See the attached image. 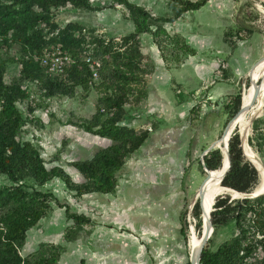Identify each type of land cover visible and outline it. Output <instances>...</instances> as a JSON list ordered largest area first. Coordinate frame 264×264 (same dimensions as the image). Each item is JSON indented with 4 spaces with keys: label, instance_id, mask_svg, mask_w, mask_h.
Returning <instances> with one entry per match:
<instances>
[{
    "label": "trees",
    "instance_id": "16d2710c",
    "mask_svg": "<svg viewBox=\"0 0 264 264\" xmlns=\"http://www.w3.org/2000/svg\"><path fill=\"white\" fill-rule=\"evenodd\" d=\"M110 1L105 7H98L93 5V0H0V48L16 44L22 53L21 59L16 62L19 71L10 82L6 80L8 63L0 59V176L9 182V185L0 188V264H36L23 258L20 249L28 230L51 214L53 204L65 208L67 217L74 220L75 225L91 222L89 217L73 212L68 200L62 201L45 187L52 180L63 182L66 190L77 198L92 193L110 194L118 189L120 171L150 135L148 131L136 134L131 127L121 123L129 100V85L131 81L138 80L135 71L149 76L154 68L153 64L151 69L140 67L143 59L151 61L142 52L140 35L146 33L152 36L169 67H178L185 58L196 54L185 38L178 33L171 34L166 24L175 23L186 13L199 10L209 0H169L173 9L170 16L154 15L150 9L130 0ZM116 4L126 7L129 12L126 18L135 25L134 31L122 39L120 46L124 44V50L115 49L117 46L113 45L112 40L106 43L103 38L87 42L81 29L73 23L61 28L60 41L50 36V32L58 26L53 21L58 12H97L115 8ZM250 4L247 6L250 7ZM123 15L126 16L125 12ZM237 27L246 33V36L240 33L236 35L237 40H245L255 31L243 24ZM234 36L231 30L226 34V39ZM56 44H60L74 61L62 74L51 76L42 68L39 57ZM230 45L234 49L235 41ZM33 56L38 59L34 57L33 60ZM86 56L101 60L98 80L93 79L91 70L84 62ZM78 88L86 92L97 91L96 109L91 118L70 121V124L112 141L110 146L100 148L89 159L67 163L84 177L83 183L74 181L61 165L48 169L38 145L23 139L27 128L44 127L36 111L45 109L47 100L72 98ZM241 97V93L232 96V114L239 111ZM22 104H25L24 111L20 108ZM193 111H199V107ZM253 129L255 137L250 139V144L255 142L261 151L264 147V129L256 125ZM66 143L64 140L63 144ZM225 143L221 145L222 148ZM241 144L238 133L229 141L231 166L221 185L239 193H251L259 183L260 174L244 155ZM62 150L58 151L52 162L61 161ZM203 161L205 167L212 171L211 176L216 178L220 169L223 168L225 172L228 166L220 149L207 153ZM213 208L211 220L214 229L234 222L236 231L216 250L210 248L209 240L202 252L201 263L264 264V194L245 199L218 196ZM194 214L200 227L201 210L198 203L194 206ZM205 222L206 218L203 225ZM66 237L72 239L68 235ZM59 254L52 258L43 257L42 262L56 264Z\"/></svg>",
    "mask_w": 264,
    "mask_h": 264
},
{
    "label": "crops",
    "instance_id": "0c3cea01",
    "mask_svg": "<svg viewBox=\"0 0 264 264\" xmlns=\"http://www.w3.org/2000/svg\"><path fill=\"white\" fill-rule=\"evenodd\" d=\"M133 2L153 9L154 11H152L159 16V12H163V5L165 3L169 4V0H133ZM230 2V0H209L197 12L206 10L211 16L213 15L219 20V16L223 15L222 12L229 8ZM166 6L164 11L169 9ZM239 12L240 14L236 13L238 19L234 24L245 25L242 18L246 14L242 9ZM189 14H185L175 23H167L166 29L182 35L196 51V54L190 56V58L191 60L194 57L200 59L193 64L188 63L187 60L180 68L169 67L162 59L152 36L145 35L142 37V52L149 55L154 65L153 72L149 76L151 89L146 97L148 110L145 112L147 116L158 112L160 104H166L164 107H169L174 115L176 113L177 115L181 114L183 111L191 110L193 112L195 102H197L195 91H198L199 88H195L193 92L186 88L185 82L178 83L174 76L176 71L183 72L187 67H190L201 82H206L215 78L218 69H224V65L231 67L234 72L232 73L233 77H235V74L240 75L243 71L251 69L261 59L260 54L262 51L257 46L261 35L256 31L249 34V37L245 40H239L232 51H229L227 44L220 37L216 41L212 39L213 35H211L212 37L205 38L207 41L206 48L203 49V52L199 51L196 42L200 43V37L194 34L185 22V17ZM253 30H255L254 26ZM216 43L219 44V47L213 48ZM207 48L213 51L207 52ZM218 54H224L223 57H228L227 61H223L221 57H218ZM263 68H256L254 73ZM224 70L226 71L224 76H227V70ZM182 80L187 81V77L184 76ZM227 81L221 79L213 82L211 86L210 83L204 84L207 89L204 92L209 93L207 100H204L205 104L202 105L204 114L209 111L215 113L217 109H213L210 104L217 102L227 94ZM178 86H180L179 89ZM200 88H203V86ZM175 89H178V91L176 92ZM208 103L209 106L207 107ZM202 108L199 107V111ZM180 130L183 131H180L179 134H183L186 128ZM176 131L172 130L170 136H166L167 134H164V132L155 135L154 138L157 140L151 138L148 142L150 152L146 153L145 144L139 148L120 171L121 175L124 174L137 160L139 168L136 166V169L139 172L136 175H131L130 180L121 179L122 176H119V186L114 193H92L78 198L75 204L72 203L73 212L91 219V222L84 225L76 238L67 239V231L75 225V222L67 217L65 208L55 205L46 219L41 220L36 226L28 230L26 240L20 249L21 256L26 259L31 258L37 255L36 253L45 246H59L62 248V252L56 264H125V258L129 260L131 256L133 259L141 258L143 264H185L181 248L182 241L178 238V230H180L178 223L181 222V214L179 211L180 205H177L179 199L177 197L179 196V190L184 186L187 194L193 188H197L195 193L199 189L194 165L190 170V164L195 159L193 155L197 154L201 139L194 141L193 138L189 137L190 140L186 143L184 138L181 139V136L177 137L175 135ZM92 136L111 141L99 136ZM110 145L111 142L100 148H106ZM150 163H153L152 167L149 166ZM78 174L83 178L80 173ZM123 181H125V189H123ZM85 204L91 209H82ZM125 212L128 215L124 220ZM95 214H102V217H99L96 221L97 218L93 216ZM84 228L88 230L86 235L82 232ZM131 232L136 233L140 240L145 243L141 244L135 239L131 247L130 243L125 241V236H123L125 233L129 235ZM167 232L168 234H166ZM163 236L166 238H162ZM163 260L165 263H161Z\"/></svg>",
    "mask_w": 264,
    "mask_h": 264
},
{
    "label": "rangeland",
    "instance_id": "374dc122",
    "mask_svg": "<svg viewBox=\"0 0 264 264\" xmlns=\"http://www.w3.org/2000/svg\"><path fill=\"white\" fill-rule=\"evenodd\" d=\"M132 3L133 0H130ZM227 1V0H224ZM229 3L230 6L228 9H226L225 12H222L223 15L219 16V20L215 16H211L206 10L203 11H193L188 12L190 13L187 17H185V22H187L188 26L190 27V30L200 37V43L196 42L198 47L197 49L199 51L203 52V49L206 48V39L209 38V36L213 35L212 39L217 41V38L220 37L221 40H223L228 48L229 51H232L233 48L231 47L230 43L234 42L237 44L239 40H237L236 35H245V31L239 29L237 25L234 23L238 19V15L240 14V9L244 10L246 16L242 18L243 23L250 27V29H254L256 32H259L258 34L260 36V40L257 42V46H259V49L261 48V58L264 57V0H230ZM251 3L250 7L247 6L248 3ZM111 3L110 0H93V5L98 7H105L107 4ZM144 4V3H143ZM163 4V3H162ZM167 5V6H166ZM144 6V5H141ZM169 8L168 11H164V8ZM147 9H150L146 7ZM151 10V9H150ZM153 10V9H152ZM151 12L155 14V12ZM125 12V17L123 13ZM159 12V9H158ZM164 12V13H163ZM163 12H159L160 16H170L173 14V9L171 6V3L169 1L168 3H165L163 5ZM187 14V13H186ZM129 15L128 10L123 5L116 4L115 8H106L101 11L97 12H88V11H63L56 13V17L53 19V21L58 25L53 31L50 32L51 37H57V40L60 41V30L65 27L67 24L73 23L75 24L78 29H81L83 36H85V40L87 42L91 41L92 39L97 38H103L105 39L106 43H109L110 40H112L113 45L117 46L115 49H121L124 50L125 46H120L122 43L123 37L125 35L131 33L135 29V25L132 21L128 20L126 17ZM159 16V15H157ZM243 16V15H242ZM154 28V27H153ZM234 31V37L226 39V34L230 31ZM171 34H174L173 32H170ZM145 35L149 34H142L140 35V45L143 50V38ZM197 37V36H196ZM249 37V36H248ZM247 37V38H248ZM195 40V39H194ZM54 46H60V44L52 45ZM128 46V45H127ZM219 47V44L216 43L213 48ZM208 47V46H207ZM211 47V46H210ZM208 50V48L206 49ZM213 51V50H212ZM208 50L207 52H212ZM201 52V53H202ZM144 54V53H143ZM149 56L148 54H144ZM224 54L219 55L218 57H221L223 61H227L228 57H223ZM22 53L20 51V47L16 44L11 45L7 48H0V59L7 62V75L6 80L10 82L12 78H15L19 71V65L16 63L21 59ZM35 56H33V60ZM38 59L37 57H35ZM150 59V57H149ZM200 58L194 57L192 60L189 57L185 58V61L188 60V63L190 62L193 64L196 60H199ZM141 69H145L146 67L152 66L151 61L142 60L140 62ZM187 63V64H188ZM220 64V63H219ZM147 65V66H146ZM182 65V64H181ZM175 67L180 68L181 67ZM221 65V64H220ZM227 70V76H224L225 72L222 69H218L216 72V77L212 78L211 80H208L206 82H201L199 80V77L195 76L193 73V70L190 67H187L183 72L178 70L174 74L175 79L178 83H186V88L195 91V88H199L198 91H195L196 94V101L194 108L201 107L205 104L204 100H207V97L209 96L208 92L205 93L204 91L207 89L205 88V83H210V86L213 84V82L219 81V80H228V90L227 94L224 95L221 99L217 100V102L210 104L213 109H217L214 113V111H209L206 114L203 112V108L200 109V111H183L181 114L176 113L174 115V112L169 110V107H164L166 104L162 105L160 104V108L158 112H154L152 115L147 116L146 110L147 109V95L148 92H150L151 85L149 83V76L142 74L140 71H135L136 75L138 76V80L131 81L130 83V92L128 94V102L125 105V109L122 113V125H127L131 127L136 134H141L144 131L149 132V138L145 141L144 149L147 152H150V148H148V142L151 138L153 140H157L155 135L161 134L164 132L166 133V136H170L172 133V130L176 131V136H181V139L184 138L186 140V143L189 142V137L193 138L194 141H198L201 139V142L199 144V149L197 154L193 157L195 158L193 163L190 164V170L191 167L194 165V172L196 175V180L198 187H200L202 181L206 177V171L205 168L201 162L202 156L204 155L205 151L215 142L219 141L220 138L223 135V132L225 130L226 125L230 121V119L233 118L235 114H232L233 111V105L230 104V100L232 96H235L237 93H241V96L243 97L245 93L248 92L250 89V86L253 82V79L255 77L254 74L259 73L264 70V68L258 72L254 73V70L258 67H264V61L260 62L256 67H254L252 74L249 78V71L251 69H248L246 71H243L240 73V75H236L233 77L234 73L230 66L224 65ZM187 77V81H183V77ZM260 83H258L256 87V97L253 99H250V102L248 104V107L246 108L245 112L252 108L256 102L258 97V91L260 90L259 86ZM33 87V85H31ZM203 88H200L202 87ZM178 89L180 86L177 87ZM176 90V92L178 91ZM184 89V87H182ZM211 94V93H210ZM241 97V101H242ZM98 99V93L96 90H91L89 92L83 91L82 88H78L76 90V95L72 98L70 97H55L50 100H47V107L42 110L36 111V116L39 117L42 122L44 123L43 128H35V127H29L26 130V133L23 135V139L25 140H31L35 144L38 145V147L41 150V154L46 160V166L48 169L56 166L61 165L64 167V169L72 176L73 180L79 183L85 182L84 177L81 178L78 174L79 172L75 170L73 167L69 166L67 163L72 161H78L80 159H87L94 153L97 149L103 146H107L108 144H112V141H106L102 140L100 138L92 136L90 133H86L83 130L77 128L76 126H73L70 124V121L76 122L79 119L82 118H91L92 115L95 113L96 104ZM228 103L231 105L227 108ZM242 105V103H241ZM209 106V103L207 104V107ZM20 108L24 111L25 104L20 105ZM193 108V109H194ZM207 109V108H206ZM241 115V114H240ZM239 115V117H240ZM239 117L237 119H239ZM254 125L258 126L259 128L264 129V110L261 112V115L255 119L253 125H251L252 128H250L249 134L247 136L246 144L248 142V145L251 147V149L259 156L262 161L264 162V147L261 151H259L256 147L255 142L253 144H250V139L255 137V131H254ZM182 128H186V131L183 134H179L180 130ZM232 132L230 134L231 138L233 135L238 133L240 139H241V146L243 149V153L245 155L244 151V140L241 136V133L239 131V125H235V123L232 126ZM230 138V139H231ZM66 141V144H63V141ZM152 140V141H153ZM142 145V146H143ZM141 146V147H142ZM63 148L61 152V161L60 162H52L53 157L58 153V151ZM222 148V147H220ZM215 147V149H220ZM143 149V150H144ZM214 149V150H215ZM221 150V149H220ZM144 151V152H145ZM246 156V155H245ZM192 157V154H191ZM246 158L249 160V158L246 156ZM201 159V160H200ZM250 161V160H249ZM251 162V161H250ZM148 165V164H147ZM153 165V163H150L149 166ZM189 165V164H188ZM137 166V160H135L134 164L131 168L125 171L124 174L121 175V172L119 173V176L121 179H131V175H136L139 171L136 169ZM144 166V165H143ZM139 168V166H137ZM147 167V166H146ZM152 167V166H151ZM196 168V170H195ZM125 175V177H123ZM212 177V176H211ZM216 179V177H213ZM124 179V180H125ZM260 181V180H259ZM212 182V178L206 182L205 187L208 185L210 186ZM6 185H9V182L6 178L0 176V188L5 187ZM123 189H125V181H123ZM213 186H218V184H215ZM48 189H51L62 201L64 200H71L70 204L73 207V204H75V201L78 199L77 197H74L73 194L69 193L63 182H61L58 179H54L45 186ZM212 187V186H210ZM213 188V187H212ZM197 188H193V190L187 194L184 188H181L179 190V198L177 201V205H180L179 211L181 214V222L179 221L178 227L180 230H178V238L182 241V250H183V256L184 260L183 262L185 264L190 263V253H191V237H192V229L194 228V233H196L197 237L199 235H202V219L201 217L204 216L203 212V202L200 203L199 198H196V195L198 194L196 192ZM186 192V194H185ZM101 194V193H97ZM228 194H222L220 196H225ZM214 197L208 198V200H211L209 203V208L211 207L213 209L214 203L213 202ZM231 199H239V198H232ZM241 199V198H240ZM194 200L196 203L200 205L201 210V225L198 226V219L196 218L194 214ZM207 199L205 201H208ZM73 203V204H72ZM79 204V203H78ZM77 204V205H78ZM53 206H55L53 204ZM92 207V206H91ZM85 210H90L88 205H83V208ZM73 210V209H72ZM97 212V211H96ZM128 213L125 212V218L127 217ZM96 221H98L99 217H102V214L100 215H93ZM180 217V215L178 214ZM46 219V218H45ZM44 220V219H43ZM85 224L80 225H74L67 231V235L70 238H76L77 235L80 233L82 228ZM182 228V229H181ZM235 225L234 222H230L228 225L221 227L217 230H214V233L212 237L210 238V248L212 250H216L219 245H221L226 240L230 239L235 235ZM85 235L87 234L88 230L86 228L82 231ZM127 232V231H126ZM131 234V235H130ZM127 235L125 233V241H128L130 243V246L132 247L133 241L136 239L139 243L144 244L145 242L140 240V237L136 233H130ZM168 234V232L166 233ZM165 234V236H166ZM163 236L162 238H166ZM59 246H45L41 248L39 252H37V255L32 256L31 258H27L32 263H39L44 264L42 262L43 257L46 258H52V256H55L57 253L62 252V248L59 249ZM59 254V256H60ZM161 263H165L164 260ZM125 264H143V261L141 258L139 259H133L132 256L127 260L125 258ZM168 264V263H165Z\"/></svg>",
    "mask_w": 264,
    "mask_h": 264
},
{
    "label": "bare ground",
    "instance_id": "6f19581e",
    "mask_svg": "<svg viewBox=\"0 0 264 264\" xmlns=\"http://www.w3.org/2000/svg\"><path fill=\"white\" fill-rule=\"evenodd\" d=\"M262 11L264 12L263 9H262ZM254 75H255V77H254L253 82L250 86V89L242 97V107L244 108V110L241 112L239 119L236 120L235 125H239V131H240L241 136L244 140L245 155L249 158L251 163H253V165H255L257 167V169L259 171L260 181L257 184V186L255 187V189L253 190V192L259 193V192L264 191V187L262 189V185L264 183V168H263L262 164L259 162V160L257 158L258 157L257 154H255V152L251 149V147L248 145V142L246 144V140H245L249 134L250 128H252L251 127L252 117L257 113L259 114V116L261 115V109H262L263 103H264V70L259 72V73L254 74ZM259 82H261V83L259 86L260 90L258 91L257 102L252 108L248 109L245 112V110L248 107V104L250 102V99L253 97V95L255 93V88L257 87ZM232 129L233 128H231L230 131L228 132V134L225 136V139H223L220 142H217V146L221 147V145L223 143H225L227 141V139H229L230 134L232 132ZM224 173H225L224 169L222 168V169H220V174L218 175V177L216 179L211 177L212 182H211L210 186H212L213 188L208 186V185L206 187H204V196L202 198V202H203L202 207H203V212L205 214L203 217H201L202 225H203V221L205 220V218H206V222L203 225V231L207 228V226L209 224L208 215H210L211 211L213 210L211 207L209 208V203L211 200H208V198L214 197L213 202H215L216 198L222 194H228L233 198H237L239 196L238 193L222 187L221 180H222ZM217 183H218V186H213ZM196 198H199L198 194H197ZM206 199L208 201H205ZM191 229L193 232L192 237H191V252H192L193 250H196L198 248V246L200 245L202 235L201 236L199 235V237H197L196 233H194V230H193L194 228H191Z\"/></svg>",
    "mask_w": 264,
    "mask_h": 264
},
{
    "label": "water",
    "instance_id": "95a60500",
    "mask_svg": "<svg viewBox=\"0 0 264 264\" xmlns=\"http://www.w3.org/2000/svg\"><path fill=\"white\" fill-rule=\"evenodd\" d=\"M264 61V57H262L261 59H259L252 67V69L249 71V78L252 74V71L254 69V67H256L260 62ZM256 97V88H255V93H254V98ZM244 110V108L240 107L239 111L233 116L232 119H230V121L228 122V124L226 125L225 127V130L223 132V135L222 137L220 138L219 141L217 142H220L222 141L223 139H225V136L228 134V132L230 131V129L232 128L233 124L236 122L237 118L239 117V115L241 114V112ZM264 110V103H263V107L261 109V112ZM259 117V114H255L252 119H251V125H253L255 119H257ZM230 138L231 136L229 137V139H227L226 143L224 144L223 148H220V146H218V148L221 149V152H222V155H223V160L226 158L227 159V163H228V166H227V169L222 177V180L221 182L223 181L224 177L226 176V174L228 173L229 169H230V166H231V158H230V151H229V141H230ZM217 142H215L214 144H212L204 153V155L202 156V164L205 168V171H206V177L204 178V180L202 181L199 189H198V197H199V200H200V203H202V198L204 196V187H205V184L207 181H209L211 179V173L212 171L208 170L206 167H205V164H204V161H203V157L209 153L210 151L214 150L215 147H217ZM259 162L262 164L263 168H264V162L262 161V159L258 156L257 157ZM253 164V163H252ZM255 166V165H254ZM256 167V166H255ZM257 169V167H256ZM258 170V169H257ZM224 187V186H222ZM226 189H229L231 191H234L233 189H230V188H227V187H224ZM236 193L239 194V196L237 198H241V199H245V198H255V197H258V196H261L264 194V191L263 192H259V193H256V192H251V193H239L237 191H234ZM197 197V195H196ZM233 198V197H232ZM194 205L196 204L195 200H194ZM214 211V208L213 210ZM211 211V213H212ZM211 213L210 215H208V221H209V224L207 226V228L202 232V237H201V243L200 245L198 246V248L196 250H193L191 253H190V264H202L201 263V256H202V252L204 250V247L207 245V243L209 242L210 238L212 237L213 233H214V226H213V223H212V220H211Z\"/></svg>",
    "mask_w": 264,
    "mask_h": 264
},
{
    "label": "built area",
    "instance_id": "2783aa9c",
    "mask_svg": "<svg viewBox=\"0 0 264 264\" xmlns=\"http://www.w3.org/2000/svg\"><path fill=\"white\" fill-rule=\"evenodd\" d=\"M84 62L91 70L94 80L99 79V71L102 66V62L98 58L86 56ZM73 58L69 53L65 52L60 46H54L46 49L39 57V62L49 75H60L64 69L73 63Z\"/></svg>",
    "mask_w": 264,
    "mask_h": 264
}]
</instances>
